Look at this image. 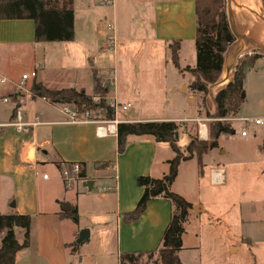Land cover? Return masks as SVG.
<instances>
[{
	"label": "rangeland",
	"instance_id": "obj_1",
	"mask_svg": "<svg viewBox=\"0 0 264 264\" xmlns=\"http://www.w3.org/2000/svg\"><path fill=\"white\" fill-rule=\"evenodd\" d=\"M170 1L180 7L178 25L174 28L169 21L165 29L162 25L160 29L162 41H159L154 40V29L148 23L155 0H112V5H107L102 0H74L73 42L43 43L41 46L44 56L40 61L36 55L37 46L33 48L35 55L31 62L30 59L21 56V52L6 56L0 51V67L20 76L23 70L29 71L39 66L42 73L44 71L50 76L63 77V81L66 82L75 80L76 84L81 85L87 92L92 91L90 71L95 69L102 81L108 85L111 95L117 93L119 98L117 102L120 105L129 104L128 110H119L118 118L129 117V110L132 107H141V114L148 117L170 115L191 118V121L187 119L185 122H177L179 125L177 145L183 155H186L184 148L191 137L196 141L202 140L198 138L197 125L193 121L197 116L208 119L209 141L211 140L212 127L217 120L213 115L214 106L211 98L214 92L226 84L227 76H224L222 70L219 82L210 88L207 94L191 91L189 84L194 79L191 69L195 65V47L194 41L187 38L189 35L186 33L190 26L193 32L195 28V21L189 10L192 0ZM259 1L264 9V0ZM141 20L142 27L139 26ZM249 21L239 27L243 36L250 37L244 33L249 29ZM160 25L158 23L157 28ZM109 26L112 30H109ZM109 34H114L115 37L112 49L105 48ZM178 35L186 37L178 52L179 68L171 62L167 43L176 40L171 38ZM243 42L244 40L240 39L231 54L238 47L244 48ZM259 54L263 55L264 50L254 49L238 59ZM255 65L254 69L249 70L251 68L249 67L245 71L244 103L239 113L225 120L230 123L233 132L221 134L218 140L216 139L219 148L213 152L217 155L219 163H208L210 156L207 155L204 165L199 167L193 155L181 166L176 189L182 192L186 201L198 200L207 210L199 218H188L184 223L182 235L184 246L180 251L182 264H264V123L255 125L237 119L264 117V60H259ZM110 68L115 74L109 72ZM229 69L232 70L231 66ZM186 80L187 85L180 89L183 93L172 92L173 86ZM26 88H29L28 85ZM22 93L31 95L27 92ZM187 93H192L193 99L188 98ZM105 97L111 101L107 93ZM95 101H98V96ZM242 127L246 128L247 135L244 137L240 135ZM165 145L173 155L168 143ZM209 166L224 168L223 183H211ZM107 183L97 179L92 188H87L77 180L73 181L69 190L64 188L61 179L58 182L51 181L49 190L48 186L39 184L38 193L41 200L48 199L50 192H59L63 205H59L58 210L64 211V205L76 209V219L68 217L65 220L67 222L64 221L57 226L65 242H71L65 251H60L64 258L69 256L67 264H119L114 244L115 237L112 233L101 236L97 220H91L92 215L106 214L109 210L112 196L106 188ZM8 194L10 190L2 191L0 188L2 212L8 210V206L14 202L12 199L3 203L7 200ZM247 203L249 208L244 209ZM212 214L222 217L226 221L225 225L221 224L218 230H214L216 227L211 228L212 231H208L210 229L207 228L200 230V222ZM77 227L91 228L90 237L79 244H76V238L73 239L71 234ZM18 231L15 230L16 237L21 241L22 233ZM49 231L47 238L55 245L53 237L54 235L58 237V233L54 231V227H50ZM39 233V226L33 220L30 237L34 246L29 248L30 250H25L24 254L28 253L26 256L28 259L21 258L20 264H32L35 249L38 247L35 242ZM74 243L78 245L75 253L71 251ZM230 246L236 247V251L232 252ZM76 248L77 246L75 250ZM53 251L58 255L59 247H53ZM157 255V252L141 255L135 264H160Z\"/></svg>",
	"mask_w": 264,
	"mask_h": 264
},
{
	"label": "crops",
	"instance_id": "obj_2",
	"mask_svg": "<svg viewBox=\"0 0 264 264\" xmlns=\"http://www.w3.org/2000/svg\"><path fill=\"white\" fill-rule=\"evenodd\" d=\"M179 10L180 7L177 4H172L170 0H155L151 8L150 17L148 18V23L154 29V40L162 41L160 29L162 25L165 29L168 21L176 28L179 20ZM189 10L194 18V0L191 1ZM225 12L230 30L234 36L233 42L226 48L223 55L222 70L224 76H227L225 81H228L231 79L234 66L239 61L238 58L241 55L254 49L264 50V9L259 0H225ZM251 17L255 18V20ZM247 20H250L248 22L249 29L244 33L250 37L243 36L239 28ZM158 23L161 25L157 28ZM139 26H143L142 20L139 22ZM256 30H258V34H256ZM73 31L74 38L68 42L75 40L74 13ZM186 34L189 35L187 38L194 41L195 28L193 32L190 26ZM184 37L178 35L171 39L179 40L180 49L182 41L186 39ZM240 39L244 40L242 43L244 48L239 49L238 47L231 54L233 48L238 46ZM43 43L45 42H35L33 40V21L31 19H0V51L2 55L7 56L10 53L17 55L21 52V56L30 59L29 61L31 62L33 55H35L33 48L37 46L36 55L38 61H40L44 56L43 47L41 46ZM259 60H264V54H259V57L255 59L249 70L254 69L255 64ZM230 66L232 70L229 69ZM135 69L137 70L138 67H135ZM32 70L37 72L35 81L39 78L40 83L45 88L61 89L73 87L76 90L85 92L87 95L94 94V72L101 85L106 89V93L110 99L116 102L119 101L117 93L111 95L108 85L102 81L101 76L95 69H91L90 71L92 81V85L90 86L92 87V91L87 92L81 85L76 84L75 80L66 82L63 81V77L50 76L44 71L43 74L39 66L31 68L29 71L23 70L20 76L0 67V76L4 77L7 81L3 86H0V188L2 191L10 190V194L6 197L7 200H4L3 203L9 202L12 199L14 201L8 206V210L0 211V213L30 215V231L33 220L38 224L40 233L37 238L38 240L35 242L38 247L35 249L32 264H67L66 260L69 259V256L68 258H64V255L60 251H65L71 242H65L60 228L57 227L63 224L68 218L61 216L63 210H58V206L63 205L60 201L61 193L50 192L49 196L47 191L46 197L49 196V198L41 200L38 188L39 184H41L46 185V187L48 186L49 190L51 181H60L61 168L64 165L73 163L80 164V169L84 172V177L80 180L78 178L76 181L83 182L84 180H92V186L97 179L108 182V187L106 188L109 189V193L112 196V203L109 206V210H107L108 212L106 214L92 215L91 220H97L99 224L98 231L101 236L104 237L107 234H113V237H115L114 244L117 257L124 252L136 253L155 250L159 244L163 230L169 221L172 211L171 203L162 198H154L148 201L145 210L140 214L139 218L131 223L123 222L122 214L133 210L142 193V188L138 187L135 182L137 176L149 175L153 178H160L167 172V161L173 157L165 145L167 143L157 142L150 135H130L127 137L124 150L121 153H117L116 134L98 137L95 133V125L93 123L69 122L68 115L63 111L61 104L51 103L47 99L29 94L24 95L22 92L15 93L14 89L21 75ZM112 72L114 73V70ZM181 74L183 75V73ZM33 82L34 80H28L26 82V85L29 87L28 89L31 90ZM187 83V80L181 81L178 85L171 88L172 92L183 93L180 89L187 85ZM187 96L193 99L192 93H187ZM3 97H6L7 101L4 102L2 100ZM16 108L20 109L22 121L26 123L23 129L19 131L10 125L14 119V111ZM141 110V107H132L129 110V117H124V114L121 112L124 118L118 119L122 122L153 120L174 121L177 123L185 122L187 119L191 121V118H179L170 115L161 117L143 116ZM217 148L219 147L216 146L202 155L199 167L204 165L205 156L207 155L210 156L208 163H219V159L214 153ZM187 160L179 163L176 177L171 186L172 191L183 198L182 192L176 189L175 185L182 168L181 166ZM208 172L210 173L211 183L218 184L224 182L225 170L223 167L213 168L209 166ZM45 173L48 175L47 179L42 178V175ZM215 176L219 177V180L216 182L214 181ZM188 202L191 203L192 207L187 219L199 218L207 212L205 206L200 201ZM241 204H239L240 207H242ZM65 207L66 205L63 206V209ZM248 208L247 203V205H244V209ZM68 210L64 209V211ZM225 223L226 221L222 217L212 214V216L210 215V217L200 222V230L207 228L210 229L208 231H212L211 228L214 227H216L214 230H218L221 224L225 225ZM50 227H54V231L58 233V237L55 235L53 237L55 239V245H52L51 241L47 238ZM81 229H84V227H77L71 232L73 239L77 238L78 232ZM87 229L88 237H90L91 228ZM225 229L226 227H224ZM30 231L29 245L15 254L14 264H20L21 258L26 259L28 253L24 254L25 250L31 249L34 246L33 241H31ZM18 232L21 231L19 230ZM17 240L19 241V239ZM254 243L253 245H255ZM56 246L59 247L58 255L53 251V247ZM182 246H184L183 236ZM230 249L232 252L236 251V247L234 246H230ZM77 250L78 245L73 252L75 253ZM180 251L178 255L181 261Z\"/></svg>",
	"mask_w": 264,
	"mask_h": 264
},
{
	"label": "trees",
	"instance_id": "obj_3",
	"mask_svg": "<svg viewBox=\"0 0 264 264\" xmlns=\"http://www.w3.org/2000/svg\"><path fill=\"white\" fill-rule=\"evenodd\" d=\"M73 0H0V19H31L33 21V40L35 42H66L74 38ZM195 18V65L191 69L194 79L189 88L192 92L207 94L209 89L219 82L223 68V55L233 42L225 12V0H194ZM174 43V44H173ZM170 58L178 67L179 40L168 42ZM259 55H251L240 59L234 66L232 77L226 84L212 95L213 115L217 120L206 140L190 138L184 151H180L178 141V123L174 121H126L119 122L116 127V152L124 150L127 137L130 135H150L157 142H166L173 151V157L167 161V172L160 178L139 175L135 182L142 188V193L133 210L122 214L123 222L136 221L145 210L148 201L162 198L169 201L172 211L157 248L147 252H124L119 255V264H135L141 255L157 252L160 264H181L179 251L182 249L184 223L191 210V203L172 191L171 186L181 161L195 155L198 166L202 155L217 146L216 139L221 134L231 133L232 127L226 119L235 116L244 100L243 81L245 71L251 67ZM94 94L87 95L73 87L61 89L45 88L40 82H33L32 96L43 97L51 103L68 104L77 112L89 111L95 117L110 120L114 117L113 107L107 100L104 89L93 72ZM98 96V101L93 97ZM84 177L83 170L78 178ZM63 217L77 218L76 209L70 208L61 212ZM31 217L28 214L0 213V264H14L15 254L29 245ZM22 233L18 241L15 230ZM73 245L72 252L75 251Z\"/></svg>",
	"mask_w": 264,
	"mask_h": 264
},
{
	"label": "built area",
	"instance_id": "obj_4",
	"mask_svg": "<svg viewBox=\"0 0 264 264\" xmlns=\"http://www.w3.org/2000/svg\"><path fill=\"white\" fill-rule=\"evenodd\" d=\"M107 5H112V0H102ZM109 30H112V27L109 26ZM115 37L114 34H109L107 36V44L105 45L106 49H112L114 46ZM112 72V69L109 70ZM37 77V72L32 70L27 73H23L20 77L19 82L16 84L14 89L15 93L19 92H27L30 93V89L26 88V82L28 80H35ZM6 79L0 76V86H3L6 83ZM42 99H45L42 97ZM2 100L5 102L7 101L6 97H3ZM93 100H96V96L93 97ZM48 101V100H47ZM63 111L68 115V121L71 123H93L95 125V133L98 137H105L107 135L116 134V127L119 122H122L118 119L119 110L126 111L129 109V104L120 105L115 100L110 101V105L113 107L114 110V117L110 120L103 119L100 117H95L91 112L84 111V112H77L68 104H61ZM238 120L244 123H253L255 125H260L264 123V117H254V118H246V117H239ZM197 125V135L198 138L202 140H206L208 138V119L205 117L197 116L193 120ZM26 123L22 121V113L19 108H16L14 111V119L10 123V125L14 126L16 130H21L25 126ZM241 136H246V128L242 127L240 131ZM80 164L73 163L70 165H64L60 170V179L63 183L65 189H69L73 183L78 179V173L80 171ZM47 173L42 175L43 179H47ZM80 180V178H79ZM219 177L215 176L214 181H218Z\"/></svg>",
	"mask_w": 264,
	"mask_h": 264
},
{
	"label": "water",
	"instance_id": "obj_5",
	"mask_svg": "<svg viewBox=\"0 0 264 264\" xmlns=\"http://www.w3.org/2000/svg\"><path fill=\"white\" fill-rule=\"evenodd\" d=\"M36 83L40 82L39 78L35 81ZM82 185L87 187V188H91L92 186V180H84L82 182ZM65 210H68L69 207L66 205V207L64 208ZM88 238V229L84 228V229H81L79 232H78V236L75 240L76 244H79L81 242H83L84 240H86Z\"/></svg>",
	"mask_w": 264,
	"mask_h": 264
}]
</instances>
